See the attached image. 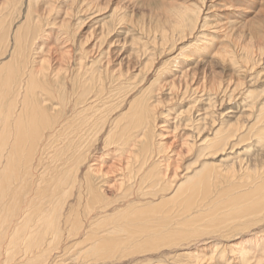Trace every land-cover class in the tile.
Listing matches in <instances>:
<instances>
[{
	"label": "bare ground",
	"instance_id": "bare-ground-1",
	"mask_svg": "<svg viewBox=\"0 0 264 264\" xmlns=\"http://www.w3.org/2000/svg\"><path fill=\"white\" fill-rule=\"evenodd\" d=\"M20 1L0 0V8L9 6L4 13L0 9L2 55L12 41L9 60L0 61V264H162L168 255L187 264L205 258L215 264H264V162L251 157L254 149L264 151V89L249 91L239 111L220 110L217 118L196 108L198 99L183 110L161 112L163 102L182 99L191 88L175 87L162 76L153 80L166 81L163 87L152 81L139 87V74L123 77L116 69L118 77L111 75L112 80L124 87L113 86L108 94L102 77L107 68L96 64H84V74L78 65L70 87L51 91L59 81L49 72L56 52L50 49L49 56L37 59L35 40L43 30L33 20L32 2L22 23L11 30L7 24L9 11ZM190 12H178L177 32L192 25ZM165 33L162 41L168 37ZM197 45L194 48L202 46ZM245 54L253 60L248 49ZM12 59L14 65H8ZM204 82L198 90L212 89ZM174 90L184 92L175 97ZM160 115L164 120H158ZM163 123L189 131L175 149L162 141L163 133L173 130L165 127L161 133ZM97 139L103 152L91 158ZM227 150L233 156L228 160ZM163 151L172 154L171 161L157 157ZM108 154L120 156L105 166L99 157L108 159ZM204 159L208 162H201ZM170 166L176 171L168 175L164 170ZM116 172L118 181L112 177ZM220 182L222 188L213 191ZM69 196L75 201L66 203ZM227 228L245 230L232 239L223 232ZM208 240L215 242L202 255L198 248Z\"/></svg>",
	"mask_w": 264,
	"mask_h": 264
},
{
	"label": "rangeland",
	"instance_id": "rangeland-1",
	"mask_svg": "<svg viewBox=\"0 0 264 264\" xmlns=\"http://www.w3.org/2000/svg\"><path fill=\"white\" fill-rule=\"evenodd\" d=\"M29 1L33 3H31V6L33 5L32 8H35L32 16L33 20H36L35 24L37 23L40 29L41 24V30H43L42 35H37V39L35 40L36 44L39 46L38 53L36 54L37 59L40 60L46 55L49 56L48 52L50 49L56 52V54L51 56L49 72L51 77H56L59 80L58 82L62 83V86L59 87V83L55 81L56 83H53L55 87H51V91L58 92L59 90H63L62 88L65 86L70 87L72 83L71 76L79 66L81 67L80 73L83 71L82 74L85 72L84 64H87V66H98L102 68V70L106 66L110 74L108 72L107 74L104 73L108 77L106 78L104 74H102V77L105 81L103 82V86L105 85V91L107 93L109 92L108 94L112 93L111 90L113 86L124 87L119 85L121 82L112 80L114 77L111 75L117 76L114 72L116 69L123 72V77L133 72L134 74H139L138 78H136V80L138 79L137 86L139 87L142 84L147 87L151 81L154 84H158L155 83L156 80L153 79L158 80L160 78L161 80L162 76L167 81H174L175 87H186L185 84H187L188 86L190 85L189 87L191 88L189 89L190 92H188L189 90L186 92L174 90L173 95L176 94L175 97L180 95L181 92H184L185 95L181 93L182 99L177 98L169 102L167 101L166 103L163 102L160 108L161 112L164 113V111L169 108L183 110L188 107L187 105H191L192 101L198 99L195 105L196 108L201 107L200 109L203 111H210L209 113L213 115L212 117L217 118L219 117L217 113L220 110L228 112L229 108H234V111H239L241 104L245 100V94L249 91H253L254 88H256L255 91L262 90L259 87L264 89V0H21L18 4L16 3L15 7H17V10L14 7V11L13 8L9 11L11 23H7V21L6 23L9 25L10 30L14 29L18 23L20 24V22H23L22 18L26 14V7L30 5ZM7 5H4L5 8H0L3 10V13L5 10H8L9 6ZM186 10H189V12L191 11L189 18L191 17L190 19L192 20L191 23L193 26L190 24V26L188 25V27L184 29L183 33H179L175 30L177 21H180L178 20V12H184ZM36 11H40L39 14ZM37 21H39L40 24ZM169 28L172 29V31ZM163 32H166L165 34L168 36L164 39L165 41H162ZM170 38L171 41H169ZM171 42L174 43L172 44ZM11 43L12 41H10V45L7 44V49L3 55V49L1 50L0 47V61L9 60ZM195 44L196 46L199 44L204 47L202 48V46H200V48H194ZM247 49L251 52L252 61L251 59L249 60L245 54ZM39 50L41 51L39 52ZM59 53L60 55H65L62 57V59L64 58L63 60L60 59ZM39 55L44 56L42 57ZM173 57L176 60L173 59ZM97 58L100 61L97 62ZM173 60L176 62H173ZM79 61H81V65L78 63ZM107 62L110 63V66H108L109 63ZM35 63H38V68L40 63L37 61H35ZM35 63L34 67L36 66ZM143 63H149L147 68H143ZM162 64L163 67H161ZM8 65H14L13 59ZM65 66L68 67L66 68ZM128 66L130 67V72L127 69ZM168 68L169 70H167ZM158 69H160V72L165 71V73L158 74ZM186 72H188V74H186ZM258 72L259 74H257ZM124 80L125 78L121 79L123 83ZM239 80H241V83ZM138 81H140L139 84ZM202 81H206L204 82V84H206L204 87H210L212 84V89L208 88L209 90H207V88H199L198 90L197 87L203 84ZM163 82L166 81H160L155 87H163ZM218 83L221 89L217 88ZM242 87L245 89H242ZM107 88H109L108 91ZM223 88L225 89L222 90ZM157 93L162 95L163 92L160 89L157 90ZM186 93L189 95H186ZM207 98L209 99L208 102ZM53 101L56 102V104L58 102L54 99ZM207 103L210 104L207 106ZM196 108L194 109L195 111L198 110ZM51 111L54 112L53 110ZM156 112L158 113V110ZM172 112H174V110ZM172 116L173 115L170 117ZM162 117L165 118L164 114H162ZM162 119L160 115L158 120L161 121ZM178 121H180V119H177L175 122L178 123ZM173 126L174 123H170L168 126L163 123L161 127L159 126L160 129L163 128L162 131L159 130L163 133L167 131L165 127L173 128ZM174 128L173 130L170 128V132L168 131L167 134L163 133V137L161 136L163 143L166 142L168 145L171 144V146H173L171 149H175L182 144V140L186 136L183 134L189 132L182 126ZM181 128L184 130V133ZM179 131H181L180 134L183 137L178 135ZM175 135L176 137H174ZM174 139L176 140L175 144L173 143L175 142ZM97 141L98 139L95 141L96 145L92 147L94 155L91 154V156L93 155L94 157L92 156L91 158H95L97 155L100 156V153L103 152L101 146L99 147L98 145L100 143ZM178 142L180 143L178 144ZM171 149H167L168 152ZM257 149V151H254V149L253 152H251V157L258 156L264 162V151L259 148ZM168 152H159L157 157L163 160L162 162L169 159L171 161L172 154ZM116 153L119 154V152ZM117 154L115 156H120ZM231 154L232 152L227 150L226 155L229 156L225 158L227 160L232 158L233 156ZM115 156L113 157V155L108 154V159H105L106 157H99V161L104 164L98 163L106 166V164H110V161L111 164H113V162L116 161ZM168 156L169 158L167 159ZM101 160H105V162ZM217 160H220L219 157ZM189 161L192 162L193 160L190 159ZM182 162L184 166L188 164L187 161L183 160ZM201 162H208V159L207 161L204 159ZM157 164L159 165L160 163L158 162ZM162 167L164 168V166H161V169ZM173 169L175 168L170 166L168 170L165 169L164 171L170 175L174 171ZM196 169H198V167L194 168V170ZM178 171H180V169ZM190 173L192 172L189 171V174ZM116 174L117 175H112V177L113 180L115 179L118 181L120 174L119 172H116ZM220 183L216 187H211V189L214 191L215 188H222L223 184L222 182ZM70 197L71 196L67 197L66 203L68 201L71 203L75 201V198L73 199V197ZM251 228L252 227L248 228V230H250L249 237H253L255 233ZM163 229L165 230V228ZM180 230L184 231L185 229L180 227ZM243 230L245 229L227 228V230L225 229L223 232L226 236H232L231 238L233 239L236 234H239V232ZM219 239H222V237ZM214 242L215 240L205 241L198 250L201 249L202 255L209 253L210 246H213L212 244H214ZM168 256L164 259L161 258L162 264H187L186 259L181 258L182 260L174 261L173 259L171 260V256ZM205 259L206 260H203L200 264L206 262V264H215L214 260ZM90 262L94 261L92 260ZM107 262L108 260L104 263L99 262L97 264H107ZM216 263L223 264L220 261Z\"/></svg>",
	"mask_w": 264,
	"mask_h": 264
}]
</instances>
